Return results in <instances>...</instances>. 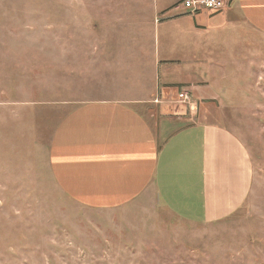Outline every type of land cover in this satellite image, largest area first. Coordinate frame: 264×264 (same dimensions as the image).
<instances>
[{"label":"rangeland","instance_id":"rangeland-1","mask_svg":"<svg viewBox=\"0 0 264 264\" xmlns=\"http://www.w3.org/2000/svg\"><path fill=\"white\" fill-rule=\"evenodd\" d=\"M153 1L0 0V264H264L262 34L248 35L233 72L219 74L217 122L245 144L252 170L233 215L192 222L149 196L92 209L52 176L58 103L144 97L183 82L166 71L161 26L182 8L172 3L158 28Z\"/></svg>","mask_w":264,"mask_h":264},{"label":"crops","instance_id":"crops-1","mask_svg":"<svg viewBox=\"0 0 264 264\" xmlns=\"http://www.w3.org/2000/svg\"><path fill=\"white\" fill-rule=\"evenodd\" d=\"M182 1H153L158 28L166 17L160 14ZM227 1L222 11H180L178 19L162 23L166 71H180L183 82L168 80L144 97L86 100L68 109L71 103H58L65 112L49 159L67 197L88 208L113 209L149 196L178 217L202 223L226 219L244 205L250 155L217 122L215 109L224 101L219 74L233 72L248 35H264V0ZM185 88L192 91V106L178 102Z\"/></svg>","mask_w":264,"mask_h":264},{"label":"built area","instance_id":"built-area-1","mask_svg":"<svg viewBox=\"0 0 264 264\" xmlns=\"http://www.w3.org/2000/svg\"><path fill=\"white\" fill-rule=\"evenodd\" d=\"M227 4V0H183L176 8H182V12L185 14H194L202 10L219 12L224 10ZM192 98V91L185 88L180 91L178 102L187 106H192L194 104ZM156 102H158V100Z\"/></svg>","mask_w":264,"mask_h":264}]
</instances>
